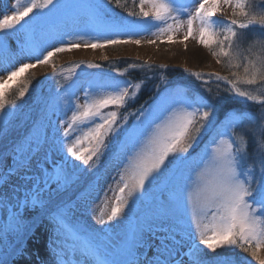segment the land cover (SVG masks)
Masks as SVG:
<instances>
[{"label": "snow or ice", "instance_id": "6c2138e0", "mask_svg": "<svg viewBox=\"0 0 264 264\" xmlns=\"http://www.w3.org/2000/svg\"><path fill=\"white\" fill-rule=\"evenodd\" d=\"M145 5L150 6L149 11H145ZM224 6L234 9L233 18L218 27L215 18L222 14ZM64 7L61 0H31L22 7L20 0H15L10 14L7 11L0 14V71L7 77L0 83V133L7 134L14 114L5 111V94L11 82H19L22 74L38 64L49 63L57 53L81 46L102 49L139 45L141 40L133 37L157 26L153 21L160 22L158 31L167 36L166 42H175L176 33L184 27L180 43L197 39L198 34L199 43L209 48L218 62L223 60L238 69L231 72L232 79L213 75L229 84L228 91L236 96L262 105L258 119L264 125V99L239 86L264 82V57L233 63L241 59L237 44L246 30L252 27L264 30V12H250L248 0H140L139 11H128L127 15L141 18L144 23L111 17L103 0L76 5L81 12L68 19L59 18L55 23ZM37 9L40 11L35 16L25 19ZM10 37L16 39L15 50L8 43ZM255 42L264 48V36L256 37ZM18 56L34 59L35 63L11 66ZM194 75L202 79L200 73ZM140 87L111 77L92 76L77 81L47 105L44 122L31 136L0 152V180L4 185L12 181L15 189V201L11 194H4L6 205H11L14 230L27 231L24 213L35 210L48 216L58 234L66 232L75 203L65 204L62 193L78 182L86 183L77 198L85 202L97 190L100 180L98 172H92L89 179L88 172L92 169L81 168L70 157L89 165L105 148V138L113 134L117 144L113 157L126 153L127 176H120L123 183L118 188L115 206L107 218L101 217L98 222L101 225L118 222L123 234L118 236L119 243L85 245L86 258L92 257L96 264H185L184 257L187 264H233L229 250L239 249L256 264H264V256L259 254L264 250V151L254 166L243 167L248 156L247 133H237L236 129L246 117L233 115L227 109L218 115L222 101L217 96L196 92L188 95L180 88H166L158 91L150 104L137 110V119L123 129L117 140L114 135V129L119 131L117 112L104 114L105 110L124 107L129 99H135ZM81 88L88 97L84 104L78 103L77 90ZM27 91L22 88L19 96L23 98ZM60 97L65 99L61 101ZM69 100L73 102L69 129L75 124L94 122L87 134V139L94 142L87 155L77 148L82 140L67 139L68 131H60L58 126L59 137L48 131L52 127L49 112L59 118V125L68 121L65 106ZM202 131L211 133L210 143L202 146V151H193L199 141V135L194 133ZM236 135H240L239 141ZM41 152L43 155L39 156ZM193 157L198 159L194 161ZM134 195L136 199L129 207ZM137 205L146 206L149 213L141 217ZM157 232L162 235L153 249L145 237ZM185 245L187 250L181 254ZM56 256L57 264H65L59 253ZM0 264H6L2 257Z\"/></svg>", "mask_w": 264, "mask_h": 264}, {"label": "rangeland", "instance_id": "374dc122", "mask_svg": "<svg viewBox=\"0 0 264 264\" xmlns=\"http://www.w3.org/2000/svg\"><path fill=\"white\" fill-rule=\"evenodd\" d=\"M133 1L137 2V6H139L140 0ZM30 2L31 0H20V6H25ZM38 2H41V0H38ZM91 2H93V0H61V3L65 5V7L57 14L58 19L54 22L58 23L59 18H71L81 12V9L76 7V5ZM103 2L107 6L108 14L113 18L136 20L139 23L145 22L141 18L129 17L126 14H121L117 11L115 12L111 9L107 0H103ZM14 3L15 0H0V14H3L6 11L10 14ZM149 10L150 6L145 5V11ZM233 10V8L227 6L223 7L222 14L218 13L215 18L219 22L218 27H222L225 22L233 18ZM248 10L256 14L264 12V0H248ZM39 11V9L35 10L25 19H31L32 16H35ZM44 11L47 10L45 9ZM138 11L137 8V12ZM148 20L152 21V17H149ZM21 23L24 22L22 21ZM170 23H172V21H170ZM153 24L157 26H152L146 32L133 37L134 39L141 40L139 45L122 44L108 46L102 49H92L81 46L79 49L57 53L51 58L49 63L38 64L36 67L22 74L19 78V82H11L9 89L5 94V111H11L14 114L11 117V123L7 134L4 135L3 133H0V152L10 149L14 143L24 140L25 137L31 136L32 132L36 128H39L41 123L44 122L47 105L57 100L58 94L63 93L65 89L77 81L83 82L86 78L96 76L128 80L136 84L135 76L138 77V73L153 74L157 77L160 73L159 71H168L172 69L192 76L204 84L217 83L222 85L223 87L218 88L225 93L230 94L233 98L251 103L252 105L254 104L258 107L254 113L240 112L236 110L230 111L233 115L243 114L246 117L236 129V132L247 133L245 137V151L247 154L248 152L249 154H252L251 156L255 164L259 154L264 151V134H262L264 125H262L261 121L258 119L262 105L236 96L233 92L228 91L231 88L229 84L225 81L216 79V76L213 74H219L221 76L225 75L222 73L220 63L216 57L211 54L210 49L199 43L198 34L197 39L190 38L186 43H180L183 39L184 32L186 31V28L182 27L175 35V42L168 43L166 42L167 36H161L158 31L160 22L153 21ZM17 27H19V25H17ZM262 36H264V30L259 27H252L246 30V35L241 36L237 44L238 50L242 53L241 59L234 61L233 63L246 62V58L257 59L264 57V48L260 47L255 42L256 37ZM149 40H156V43H149ZM162 40L165 42H161ZM8 43L13 50L16 49L15 37H10ZM56 43L58 44L59 42L57 41ZM192 47L201 50L205 55V61L198 62L192 60L190 55L188 56L189 58L185 57V54H190V48ZM22 57L27 58L26 56H21L19 63H17L16 57L11 66L14 67L24 62L35 63V60H29L28 58L27 61H24L22 60ZM112 59L118 61L130 59L137 63L138 67L132 68L129 66L123 70H112L105 66V63H110ZM89 64L98 65L99 67H87ZM120 73H123V75L121 76ZM176 73L178 74V72ZM195 73H200L202 79H197L194 75ZM6 78L4 72L0 71V83H4ZM166 80L165 76L161 78L153 97L158 94V91L162 92L166 88H180L188 95H191L194 92L191 88L178 83L177 77L173 80L170 86L164 88L162 83ZM204 81H206V83ZM239 86L244 90L251 92L253 95H257L264 99V82H259L253 86ZM46 87H48L47 94H50V99H48L47 96L45 100H43L41 99V96ZM22 88L28 89L23 98L19 96V92ZM189 89H191V93L189 92ZM77 96L79 97L78 103L80 104H84L88 99V97L85 96V90L83 88L77 90ZM152 98L143 105L146 107L150 104ZM63 99L65 98L60 97L61 101ZM72 104L73 102L69 100L68 104L65 106V111L68 113V121L63 125H59V118L57 116H52L49 112L48 115L51 119L52 127L49 128L48 131L50 134H55L58 137L60 136V132L56 131L58 126L60 127V131H68L67 139L70 142H75L77 139L82 140V143L77 145V148L87 155L91 143H94L87 139V134L91 127L94 126V122L75 124L69 129L68 122H70ZM141 106L142 105L140 104L134 110L129 111L128 114H125L124 110H119V108L105 110L104 114H107V112L110 111L117 112V128H119V131L114 129V135L117 140H119L123 129L131 125L133 121L137 119V116L139 115L137 110L140 109ZM194 135H199V141L193 151H202V146L210 143L211 133L208 131H202L199 134L194 133ZM219 139L220 138L217 139V143L219 142ZM235 139L236 141H239L241 139L240 135H236ZM203 140V144L200 145ZM249 142L253 143L252 151L247 149ZM116 147L117 144L113 140V134H110L105 138V148L102 149L101 154L93 157L89 162V165H84L82 161L70 157V159L81 168L92 169V171L88 172L89 179L92 178V172H98L100 174V180L97 190L94 191L85 202H81L77 198L80 192L83 191L86 183L78 182L76 185L69 187L66 192L62 193L61 199L63 202L70 206L75 203V207L72 208V211L68 216V230L59 234L50 222L48 216L35 210H30L24 213L25 219L23 223L28 226V230H21L19 232L15 231V225L10 211L11 205H6V202L4 201V194H11V199L15 201V189L12 181H9L7 185H4L3 181L0 180V257L6 261V264H44L45 253L39 249V247L34 249V255L37 254L34 257L33 255L28 256V251L31 245H33L34 240L37 237H40L39 235H41L45 229H48L46 232L47 240L54 246H57L66 239L65 233L68 234V239L74 240V242L80 243L83 246L97 243L108 246L113 242L119 243L118 236L123 234L122 225L118 222L101 225L98 222L101 217L107 218L111 208L115 206V197L118 195V188L122 186L123 183L120 180V176H127L125 171L128 167V161L125 160L126 153H120L118 158H114L113 152L116 150ZM42 155L43 152L39 154V156ZM39 156L37 158H39ZM249 157L250 155L247 156V158ZM172 158L173 157H170V159ZM54 159L59 160L61 157L54 156ZM196 159H198V157H193L194 161ZM254 164L252 166H254ZM105 193H107V195H105ZM135 199L136 196L134 195L129 201V207L133 206L132 201ZM136 210L141 217H144L149 213V209L146 206L137 205ZM257 215H260V213ZM204 222L207 223L208 221L205 220ZM185 224L187 225V216H185ZM108 229L112 230L107 231ZM161 235L162 233L159 232L147 234L145 239L150 241L152 248L155 249ZM108 237H111V239ZM177 238L179 239V237ZM144 250L145 249H141V251ZM186 250L187 247L185 245L184 247H181L180 253L182 254ZM220 251L224 250L221 249ZM148 254L151 255V251H149ZM259 254L264 256V250H261ZM230 255L233 257V254ZM88 259L90 264H96L92 257H88ZM184 260L185 263H187V257H184ZM250 260L255 262L252 258Z\"/></svg>", "mask_w": 264, "mask_h": 264}, {"label": "trees", "instance_id": "16d2710c", "mask_svg": "<svg viewBox=\"0 0 264 264\" xmlns=\"http://www.w3.org/2000/svg\"><path fill=\"white\" fill-rule=\"evenodd\" d=\"M111 6V9H113L115 12L121 14H126L128 11H137V8L139 10V6H137V2L133 0H112V2L109 4ZM211 54L212 51L210 50ZM216 57V56H215ZM218 60V58L216 57ZM222 73L225 76H228L229 79H232L231 72L237 71L238 69L234 68L232 64L225 63L223 60L220 62ZM131 64H136L134 61L127 59L123 61H118L116 59H112L110 63H105V66L112 70H123L127 67H129ZM239 71L242 72V69H239ZM157 77L153 74H137L138 77L135 76L136 84H140V90L137 93L134 100L129 99L128 102L125 104L124 107L119 108L124 110L125 114H128L129 111L134 110L137 108L140 104L143 105L146 103L150 98H152L156 92L157 87L159 86V83L161 81V78L165 76L167 79L164 83H162L163 87L170 86L173 82V80L177 77V82L180 84H183L187 86L188 88H191L194 92L199 93L201 95L205 96H217L222 101V105L220 108L217 109V114L219 115L224 109H227L229 112L232 110L240 111V112H255L258 107H256L254 104L243 102L240 100H237L233 98L230 94L225 93L224 91L220 90L218 87H223L222 85H219L217 83H201L198 80H196L194 77L186 75L183 72H179L176 70H168V71H159ZM178 72V74L176 73ZM135 75V73H134ZM163 88V89H164ZM162 89V90H163ZM189 89V92L190 90ZM48 87H46L43 91V95L41 96V99L45 100V98L48 96V99H50V94H47ZM191 93V92H190ZM131 95V93H130ZM42 100V101H43ZM47 100V99H46ZM124 114V113H123ZM204 140L200 145H202ZM249 151H252L253 149V143L249 142V145L247 147ZM249 158L246 159V161L243 164V167H249L254 164V160L252 158V154ZM230 254H233L232 262L233 264H256L255 262H252L250 259V256H247V254L241 252L239 249H231L229 250ZM187 264V263H185Z\"/></svg>", "mask_w": 264, "mask_h": 264}, {"label": "bare ground", "instance_id": "6f19581e", "mask_svg": "<svg viewBox=\"0 0 264 264\" xmlns=\"http://www.w3.org/2000/svg\"><path fill=\"white\" fill-rule=\"evenodd\" d=\"M189 55L192 60H196L198 62L205 61V55L201 52L200 49L196 47L190 48V54H185V57L189 58ZM20 58L21 56H18L16 58L17 63H19ZM22 58V60L24 61L28 60L27 58ZM47 231L48 229H45L41 233V235H39L40 237H37L34 240L33 245H31V247L29 248L28 256H36L37 254L34 255V249H37V247H39V249H41L45 253L44 264H57L56 253H59V258L65 261V264H90L88 257L86 258L83 255L84 246L82 244L68 239V234L65 233L66 239L57 246H54L47 240Z\"/></svg>", "mask_w": 264, "mask_h": 264}]
</instances>
